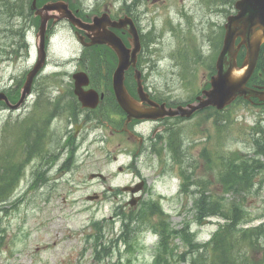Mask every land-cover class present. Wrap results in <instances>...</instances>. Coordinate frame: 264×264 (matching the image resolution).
I'll use <instances>...</instances> for the list:
<instances>
[{
	"label": "rangeland",
	"instance_id": "rangeland-1",
	"mask_svg": "<svg viewBox=\"0 0 264 264\" xmlns=\"http://www.w3.org/2000/svg\"><path fill=\"white\" fill-rule=\"evenodd\" d=\"M5 1L8 0H0V90L14 86L15 81L20 80L31 67L32 59L29 55L24 59L15 52L16 43L22 40V31L27 29V36L29 35L33 44L37 33V28L30 25L28 20H21L15 10H9ZM72 2L81 3L86 12L109 10L111 14L117 15H123L125 7L124 0ZM128 2L131 3L132 0ZM234 2L235 0H138L133 14L143 34L151 37L148 39L149 45L144 46L142 64L149 89L164 97L181 101L187 100L204 86L213 70L212 58L214 55L216 57L220 49L224 23L227 16L235 11ZM49 40L50 64L37 81L38 85L43 84L47 88V95H51L50 91L57 93L60 83L53 81L44 84L42 79L50 75L53 76L51 79L57 78L50 70L66 69L72 72L73 61L65 57L69 56L68 50L78 48L70 23L63 19L54 24ZM219 40L221 42L218 46ZM60 75L66 76L65 81L70 78L63 72ZM38 91L35 90L28 99L29 104L37 100ZM206 114L208 113L177 122L170 121V126L175 132L185 135L190 143L188 146L186 142L185 146L190 149L192 159L197 161L196 173L200 177L206 176L212 182L207 191L216 196L213 199L219 198L227 204H232L234 200L242 203L250 223L241 225V228L264 224V180L258 187V182L264 179V175L259 174L250 193L234 194L222 188L216 175L218 168L207 171L199 158V153L205 148L210 151L218 148L226 154L238 152L236 154L253 157L250 136L256 135L255 125L264 118V106L237 101L222 115L225 126L215 125L216 118L207 117ZM5 119L6 116L0 114V128ZM56 121L61 129L66 128L64 116H58ZM107 122L115 125L111 119ZM97 123L101 127L95 132H87L89 137L79 149L78 155L75 154L77 165L63 177L64 180L58 183L46 180L40 189L30 190L28 187L32 183V176L31 170L27 168V176L20 182V187L10 199L0 203V264H154L153 259L158 250L155 242L157 236L148 226L138 229L139 224H132L138 229L133 236V243L136 245L134 251L128 249L124 241L114 242L123 228V220L116 219L114 211L124 202L122 195H127L122 193L116 199L113 195L118 193L108 189L133 180L132 173L119 171V167H125L132 161L131 156L121 150L135 142L126 143L121 134H111L109 125L104 124V120ZM148 127L149 125L144 126V129L148 131ZM96 133L102 134L103 140L90 144L91 134ZM64 139L52 140V144L63 146ZM2 141L0 138V150ZM68 151L69 149L64 150L54 164L51 174L53 177L66 161ZM154 165L156 166V159ZM141 166V173L151 184L154 168L148 169V165L144 163ZM177 170L176 168L163 178L158 177L154 182L156 186L151 184L150 189L156 197L160 196L159 193L170 195L168 200H162V204L171 226L180 229L188 222L191 233L196 234L195 241L209 242L227 218L209 215L198 219L195 206V196L198 193L180 192ZM94 172L103 173L106 179H91L90 175ZM94 192L104 193L106 197L98 201L87 200V195ZM93 219L108 220L104 222L101 233L102 240L110 251H102V246L99 245L100 258L95 255L92 236H96V230L91 225ZM158 220L159 217L153 215L151 222ZM247 241L239 239L234 243V248L231 249L232 264H264V237H254ZM173 243L177 246L174 247V254L165 261L166 264H205L210 261V254L205 252L203 257H198L196 251L186 246L180 238H175Z\"/></svg>",
	"mask_w": 264,
	"mask_h": 264
},
{
	"label": "water",
	"instance_id": "water-1",
	"mask_svg": "<svg viewBox=\"0 0 264 264\" xmlns=\"http://www.w3.org/2000/svg\"><path fill=\"white\" fill-rule=\"evenodd\" d=\"M235 7L238 10L237 13L229 15L225 23L223 45L216 60L217 72L211 77V87L205 89L203 94L192 103L184 106L167 107L166 103L160 104L149 98L148 93L144 91L138 70H136L135 76L141 101L130 96L125 88V71L131 64L135 65L137 52L140 48V38L131 17L125 16L118 20H112L108 13H103L101 16H93L92 22H85L73 13L68 7V3H48L36 10V13L42 16V23L38 32L39 59L28 73L21 97L13 107H18L30 92L32 80L43 66L45 32L47 21L52 16L68 18L77 27L92 32L89 35L92 39L91 43H106L116 51L119 57V65L114 73V90L118 102L127 113V122L132 118L158 119L167 116H190L194 111L205 106H216L221 109L238 96L264 98V90L250 88L246 85L256 66L260 46L264 42V0H237ZM51 10H57L60 15H51ZM109 27L123 28L131 33V42L135 43L137 47L132 55L121 38ZM238 37L241 38V41L236 44ZM242 45L246 46L247 53L242 65L238 66L237 57ZM80 97L84 104L95 106L98 102L95 92H86L80 94ZM0 99L8 101L7 97L2 94H0Z\"/></svg>",
	"mask_w": 264,
	"mask_h": 264
},
{
	"label": "trees",
	"instance_id": "trees-1",
	"mask_svg": "<svg viewBox=\"0 0 264 264\" xmlns=\"http://www.w3.org/2000/svg\"><path fill=\"white\" fill-rule=\"evenodd\" d=\"M41 1L42 0H39V2ZM24 3L25 0H22L21 9H23ZM12 4V2L5 1L6 7L11 11L13 10ZM129 8L127 11H130ZM146 37L151 38L149 35H146ZM220 42L221 40L218 41V46L220 45ZM262 48L263 54L261 53L257 70L252 76V83L264 84V76L259 73L260 70L262 71V65L264 63V46ZM243 55L244 50L240 52L239 62H241ZM126 85L128 88H133V90H135L136 83L133 76L127 75ZM208 86L209 83L206 84V87ZM239 101H242V99H239ZM116 109L120 111L118 105H116ZM215 112L219 113V111ZM258 129V135L253 137L255 149V155L253 157L239 156L235 155L234 153H231L230 155H224L218 148H212L211 151L209 148H205L202 151V156L207 161L208 168H218L219 180L222 183L225 191L234 192V194L238 192L248 194L253 190L255 183L254 179L260 176L259 174L264 175V159L263 161L261 160V157H264V126H262L260 123ZM179 156L182 157L181 155ZM11 186L12 185L6 182L4 178H1L0 198H6L8 196L7 193L9 192ZM213 198H216V196H213L212 194H206L203 190V192L200 193V197L195 199L198 219H202L204 216L209 215H221L227 218V221L219 227L209 242L206 243L195 241V234L190 232L188 224H185V226L180 229L171 226L167 219V215L157 206V204H144V206L141 207V217H139L140 221H143L147 218L149 221V227L154 231H157L160 235L158 250L155 255V264H166L165 261L168 259V257L174 254V247L177 245L173 243V240L177 237H179L186 246H189V248L196 251L198 257H203L202 254L205 252L210 254V261L205 264H232L233 259L231 257V249L232 247L234 248L235 242L239 241V239L243 241H251L254 237H264V224L247 228L239 227L240 222L250 221V219L247 217V212L241 206V202L237 203L236 200H234L232 204H227L222 202L219 198ZM153 213L158 214L159 220L152 223L151 217H147V215H152ZM92 226L96 230V236L93 238V242L95 243V255L96 258H100V249H98L99 245L102 246V251L106 253H109L110 249L102 240V223L95 222L92 224ZM121 238L127 243L128 249L134 251L136 246L133 243V237L132 241L131 237L126 234H123ZM114 242L116 244L117 240ZM208 246H210V248Z\"/></svg>",
	"mask_w": 264,
	"mask_h": 264
},
{
	"label": "flooded vegetation",
	"instance_id": "flooded-vegetation-1",
	"mask_svg": "<svg viewBox=\"0 0 264 264\" xmlns=\"http://www.w3.org/2000/svg\"><path fill=\"white\" fill-rule=\"evenodd\" d=\"M32 22V18L30 17L28 19V23ZM84 41L87 42L89 41L88 38H84ZM50 48V45L48 44V49ZM108 49L104 45H96V46H90L86 45L82 42L79 43V60L80 63L84 59H89L88 56L93 55L94 59L100 55L104 56L106 51ZM47 66L40 72L39 76L34 80L33 83V91L37 89H42L45 88L43 84H37V81L41 75V73L46 72ZM82 66H78V70H81ZM58 71H52L51 73L54 74V77H60L61 80L59 82L55 83H60V85L57 86L58 89V97L60 101L59 102H52V103H44V102H33L29 104L28 101L24 102L20 110L13 111L10 110V108L5 109V111L8 113L6 116L5 121L3 122V125L1 127V133H2V142H5L4 136L5 133L9 130L8 127V122L14 124V133L18 136L22 135L20 132H24L26 134V137L30 138L32 141H39V140H45L52 142V140L55 139H63L66 141V144L62 147H59L60 151L57 152H52L50 151L48 154L49 155H62L63 151L66 149H69V152L72 153V156L70 157L69 161L67 164H73L76 160L75 154L77 153L79 149L83 146L84 141L86 140L87 137H89L87 132H95L97 128L101 127L100 123H97V121L101 120V115L106 116L104 120V124H106L109 127L110 133L111 134H116L119 133L122 135V140L124 138L123 134L124 131L122 130L123 128H118L117 125H112L109 124L106 120V118L110 119H115L116 118V113L115 111H111L110 113L104 112V114L101 113L100 110L106 109L109 110L114 108V99L109 92V89L107 87V83L103 85V89L99 91L100 94H103V99L101 100V107L91 109V108H83L80 102L78 101L77 97L74 94V80L72 78V75L70 76L67 81H65L66 76L60 75V73H57ZM73 74V73H72ZM26 74L24 73L22 78L20 80H16L14 84V88L19 89L22 86V83L25 79ZM53 76H46L45 79H42L44 84H49V82H53V79H51ZM91 79V76H90ZM95 84L98 85L99 80H94ZM86 89L89 88L88 86L85 87ZM10 88H8V91ZM151 98L152 95H150ZM36 114H41L44 117L42 118V126L37 129L36 126L34 125V122L32 121L33 115ZM58 116H64L66 119V128L61 129L59 126L58 122L56 121ZM147 122V121H146ZM150 122V127L153 131V137L150 141L146 140V144L148 145L145 147L144 141H142V144L139 145L137 152L143 151V150H151V151H160L161 145L168 147L169 144L171 143V137L170 134L168 133L169 131V126L168 125V120H159L158 122L154 121H149ZM143 123L142 120H135L132 122V127L138 126L139 124ZM70 125H73L71 127ZM163 127V130L160 131V133H155L156 130L159 127ZM166 132V133H165ZM103 136L100 133L96 134H91L90 137V144H95L98 141L102 140ZM126 141V140H125ZM127 142V141H126ZM44 146H42L39 143H34L32 147L30 148V153L33 157H35L38 161L36 163L37 167H40L41 164L44 162L42 160V154H43V149ZM89 150V147L87 148V151ZM156 153V152H155ZM157 154V153H156ZM32 157V158H33ZM66 163H63L61 166L62 170H64ZM35 166V167H36ZM137 176V175H135ZM138 177V176H137ZM140 181L134 180L132 182V185L135 187L140 185V187L145 189L147 187V180L142 177V175H139ZM133 193L129 192V198L128 201L125 203V207L129 211H132V209H137V206L141 201H143V194L141 193L139 195V199L137 200V203L135 205H131L130 202L133 198ZM137 195V194H136Z\"/></svg>",
	"mask_w": 264,
	"mask_h": 264
}]
</instances>
